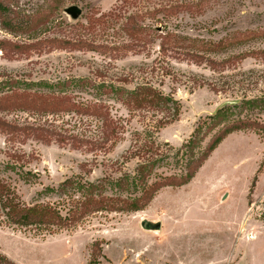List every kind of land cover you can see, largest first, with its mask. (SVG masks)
<instances>
[{
    "label": "rangeland",
    "instance_id": "rangeland-1",
    "mask_svg": "<svg viewBox=\"0 0 264 264\" xmlns=\"http://www.w3.org/2000/svg\"><path fill=\"white\" fill-rule=\"evenodd\" d=\"M143 85L180 114L133 110L110 92ZM10 90L68 101L5 110ZM254 98H264V0H0V264H264V106L211 125ZM89 104L110 108V143ZM242 122L189 183L164 186ZM139 172L153 196L143 209L83 214L88 183L126 201L141 195ZM38 207L56 212L53 225L15 223Z\"/></svg>",
    "mask_w": 264,
    "mask_h": 264
},
{
    "label": "trees",
    "instance_id": "trees-1",
    "mask_svg": "<svg viewBox=\"0 0 264 264\" xmlns=\"http://www.w3.org/2000/svg\"><path fill=\"white\" fill-rule=\"evenodd\" d=\"M82 83V82H81ZM103 87V85H102ZM104 87H106L104 85ZM99 89L100 86L98 87ZM110 92L114 93L115 95L119 96L120 99H122L125 103V105L130 109H172L174 111V116H178L180 114V104L173 100L172 98L165 96L162 92L157 91L153 87L149 85H143L138 86L134 90H125L124 88H115L114 86H110ZM10 93L13 91L10 90ZM3 100V99H2ZM5 101L9 104H7L5 110L8 109H23L25 111H31V110H37V111H60L59 109L55 108L56 104H61L66 101H68L67 98H56L54 96H43V95H32L28 93L23 94H17L12 93L11 95H7L5 97ZM16 101V102H15ZM174 105V106H172ZM263 107L264 106V98H254V99H246L242 102L241 105H225L220 110H218L217 114L214 115L211 120L212 124L214 123H220L221 119L224 117V115L235 108H254V107ZM5 107V106H4ZM4 107L0 106V109H4ZM75 106L70 104L68 105V108L66 111H70ZM110 108L104 104H89L86 105L84 108L85 115L100 118L102 121L101 124V134L103 141L106 143H110L115 139L117 136L118 131V124L115 123L111 118ZM245 122L239 123H233L229 126H223V129L220 130V134L216 135L214 140L211 142L209 147L206 151L202 152L201 157L195 162L196 165L193 167L189 165L188 173L184 176H181V178H176L174 180H171L168 184L164 186H181L189 183L195 176L197 169L201 166V163L206 160L209 155L222 143V141L231 133L243 129V127H246L247 124H244ZM3 127L5 124H2ZM199 143V141H198ZM196 138L189 141V144L186 146L187 150L193 152L194 146L197 144ZM194 156L191 159V164L194 163L195 158ZM194 163V164H195ZM150 164L145 165L141 167L142 173L144 172H150L151 167L149 168ZM139 179V180H138ZM137 182L141 183V186L139 185V191L141 192V195L138 197H135L133 199L129 200H118L113 198H108L106 196H103L101 189L102 185L99 183L92 184L88 183L86 188L87 196L85 202L82 204L83 207H85V212L83 214H88L95 209L103 208L104 205H114L113 207L121 205V210H127V211H138L143 209L145 207L144 201H149L153 196L150 195L151 187H148L145 183H143L144 176L140 175L137 178ZM70 181H67L69 183ZM120 185V183H119ZM162 187V186H161ZM159 190V189H158ZM97 191H100V194H96ZM98 197V198H97ZM10 207V206H8ZM7 208V206H6ZM12 211V209H11ZM10 211V212H11ZM9 212L10 219H14V216H12V212ZM56 212L52 210L50 207H38L33 209H23L21 216L19 217L18 221L15 222L22 226H28V225H53L54 219L56 218Z\"/></svg>",
    "mask_w": 264,
    "mask_h": 264
},
{
    "label": "water",
    "instance_id": "water-1",
    "mask_svg": "<svg viewBox=\"0 0 264 264\" xmlns=\"http://www.w3.org/2000/svg\"><path fill=\"white\" fill-rule=\"evenodd\" d=\"M73 19H77L81 16L82 12L81 10L73 6L66 11ZM227 104H235L234 102H228ZM142 227L147 230V231H152V232H158L161 230V224L158 223H153V222H144Z\"/></svg>",
    "mask_w": 264,
    "mask_h": 264
}]
</instances>
